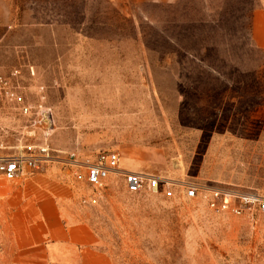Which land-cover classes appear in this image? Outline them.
Listing matches in <instances>:
<instances>
[{"label":"rangeland","instance_id":"374dc122","mask_svg":"<svg viewBox=\"0 0 264 264\" xmlns=\"http://www.w3.org/2000/svg\"><path fill=\"white\" fill-rule=\"evenodd\" d=\"M253 1L0 0V76L54 120L41 172L115 153L120 170L159 181L140 194L117 175L99 190L79 185L98 264H264V212L233 216L186 197L197 187L264 199ZM28 131L5 106L1 153L33 143Z\"/></svg>","mask_w":264,"mask_h":264},{"label":"crops","instance_id":"0c3cea01","mask_svg":"<svg viewBox=\"0 0 264 264\" xmlns=\"http://www.w3.org/2000/svg\"><path fill=\"white\" fill-rule=\"evenodd\" d=\"M250 42L264 52V0L253 1ZM73 173L66 166L0 179V264L99 263L96 233L75 204L85 182Z\"/></svg>","mask_w":264,"mask_h":264},{"label":"built area","instance_id":"2783aa9c","mask_svg":"<svg viewBox=\"0 0 264 264\" xmlns=\"http://www.w3.org/2000/svg\"><path fill=\"white\" fill-rule=\"evenodd\" d=\"M8 105L14 106L18 114L25 118V124L30 129L25 133L26 136L34 137L33 143L20 144L14 153L2 154L3 148L0 147V179L4 182H13L24 173L41 172L45 164L54 159L49 141L55 125L49 107L41 104L32 108L26 105L17 88L7 78L0 76V112ZM63 163L76 169L75 177L78 180L83 179L85 184L94 190L102 189L111 175H117L122 179L124 189L129 194L146 191L154 193L159 189V181L155 177L120 170L119 156L115 153L107 154L93 164L74 162L73 159ZM198 195L213 212L233 216H240L244 211L252 209L264 212V199L253 192L232 194L220 189L197 187L188 188L186 192V197L190 199Z\"/></svg>","mask_w":264,"mask_h":264}]
</instances>
